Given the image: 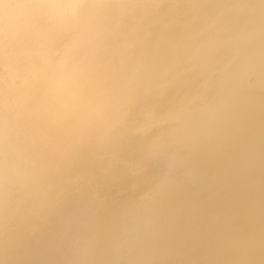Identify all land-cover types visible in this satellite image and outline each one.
<instances>
[{
  "label": "bare ground",
  "instance_id": "6f19581e",
  "mask_svg": "<svg viewBox=\"0 0 264 264\" xmlns=\"http://www.w3.org/2000/svg\"><path fill=\"white\" fill-rule=\"evenodd\" d=\"M0 264H264V0H0Z\"/></svg>",
  "mask_w": 264,
  "mask_h": 264
}]
</instances>
